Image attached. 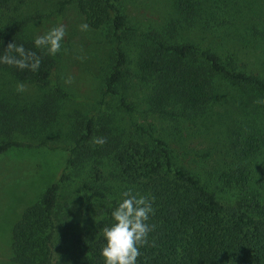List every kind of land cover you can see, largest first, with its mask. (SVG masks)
Here are the masks:
<instances>
[{
    "label": "trees",
    "instance_id": "trees-1",
    "mask_svg": "<svg viewBox=\"0 0 264 264\" xmlns=\"http://www.w3.org/2000/svg\"><path fill=\"white\" fill-rule=\"evenodd\" d=\"M8 1L0 0V6ZM71 1L85 23L92 28L109 24L116 39L103 95H121L128 62L125 46L131 45L138 49L136 69L148 87L149 111L161 121L172 120L167 114L174 112L171 116L182 124L185 135L178 140L170 133L123 141L102 120L93 116L82 119L69 131L76 157H90L96 167L108 165L110 169L103 174L98 167L95 178L83 183V188L100 201L97 223L65 234L58 243V255H54L52 216L66 178L63 174L12 225L10 261L103 264L101 230L110 224L120 193L132 188L154 197L148 223L155 227L148 243L140 248L137 264H264V103L260 102L264 101V20L258 22L261 28L253 25L250 34L233 35L227 30L224 36L217 35L221 41L214 42L206 35L212 24L194 17L200 0H173L176 12L160 24L131 30L125 26L127 17L118 0H63L60 7ZM45 17L35 13L14 20L12 25L0 24V51L10 41L31 49L21 33L30 21ZM186 31L192 33L186 35ZM49 67L50 60L41 57L36 72L7 65H0V72L44 86L50 77ZM215 76L249 85L263 100L256 95L230 99L233 118L226 124L228 158L212 171L185 142L191 133L198 132L197 119L214 101ZM66 95L53 86L51 93L24 104L0 100V137L46 125L53 119L54 99ZM120 102L127 107L125 99ZM97 137L105 138V143H94ZM34 146L45 143L9 138L0 143V153ZM68 163L74 166L77 161L71 158Z\"/></svg>",
    "mask_w": 264,
    "mask_h": 264
},
{
    "label": "rangeland",
    "instance_id": "rangeland-1",
    "mask_svg": "<svg viewBox=\"0 0 264 264\" xmlns=\"http://www.w3.org/2000/svg\"><path fill=\"white\" fill-rule=\"evenodd\" d=\"M61 1L9 0L6 5L0 6V24L12 25L14 20L35 13L46 15L45 18L30 21L21 37L38 55L50 60V77L44 86L23 82L0 72V100L24 104L39 99L43 93H51L53 86L67 92L66 96L54 99L53 119L46 125H33L9 137L33 143L44 142L45 146L13 147L0 153V264H13L10 261V232L14 222L63 174L66 178L62 180L52 216L54 255H58V243L65 234L80 232L84 227L97 223L100 201L83 188V183L95 178L98 167L105 174L110 169L108 165L96 167L90 157H76L69 131L75 129L82 119L93 116L97 121L102 120L123 141L170 133H175L178 140L185 135L182 124L171 116L174 112L167 114L172 120L161 121L149 111L146 101L148 87L140 81L136 69L138 49L131 45L125 46L128 62L124 69L121 95H103L104 78L111 69L115 54L113 31L109 24L99 28L89 26L87 31H81L78 26L85 22L74 2L60 7ZM200 1V10L194 17L199 19L198 22L209 21L212 24L206 35L214 42L221 41L222 37L217 35L224 36L227 30H232L233 35L250 34L254 31L252 26L259 27L258 22L264 20V0ZM117 2L126 14L125 26L130 30L160 24L165 16L176 12L173 0ZM57 22L66 27L62 50L55 56H49L43 49L33 48V37ZM192 32L186 31L185 34ZM213 83L216 86L214 101L197 119L198 132L191 133L185 142L186 146L194 148L193 154H197L212 171L219 166L217 163L228 158L225 152V145L229 143L226 124H230L233 118L230 99L237 95L248 98L256 95L263 100V95L254 88L235 80L215 76ZM18 84L24 85L23 91L16 90ZM122 98L127 107L120 102ZM9 138L0 137V143ZM71 158L77 161L76 165L68 163ZM102 160L107 164L106 159Z\"/></svg>",
    "mask_w": 264,
    "mask_h": 264
},
{
    "label": "clouds",
    "instance_id": "clouds-1",
    "mask_svg": "<svg viewBox=\"0 0 264 264\" xmlns=\"http://www.w3.org/2000/svg\"><path fill=\"white\" fill-rule=\"evenodd\" d=\"M78 27L81 31H87L89 25L81 23ZM65 36V25L57 22L42 34L34 36L32 45L35 49H43L49 56H55L62 50ZM40 64L41 56L36 51L26 49L23 43L10 41L0 51V65L36 72ZM16 90L23 91L24 85L18 84ZM93 142L103 144L105 138L97 137ZM120 196L121 199L111 210L110 224L103 227L100 233L103 240L100 248L103 264H137V257L141 255L140 248L148 243V235L155 227L148 223L153 213L154 197L134 192L132 188H125Z\"/></svg>",
    "mask_w": 264,
    "mask_h": 264
}]
</instances>
